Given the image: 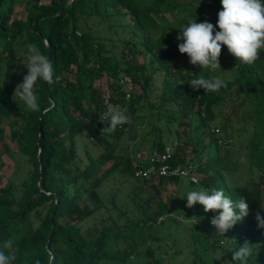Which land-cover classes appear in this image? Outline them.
Here are the masks:
<instances>
[{"label": "trees", "instance_id": "16d2710c", "mask_svg": "<svg viewBox=\"0 0 264 264\" xmlns=\"http://www.w3.org/2000/svg\"><path fill=\"white\" fill-rule=\"evenodd\" d=\"M179 1L0 0V45L14 52L36 44L54 69L52 84L39 81L36 85L39 112L27 110L21 101L12 105L20 118V123H13L18 127L19 152L31 166L19 198L7 189L0 193V243L13 241L15 264H136L137 260L138 264H235L230 250L245 240L260 245L250 264H264V229L255 219L258 211L264 217V53L252 65L240 64L225 46L228 61L222 68L233 71L227 86L218 93L192 89L187 83L191 79L215 72L188 70L178 64L176 42L160 45L145 35L149 28L159 27L156 17L165 9L179 11ZM20 4L27 9L25 19L15 17ZM186 8L183 14L197 23L207 20L216 25L221 4L220 0H191ZM127 16L132 23H120L128 36L116 54L115 45L108 48L106 37L90 27L89 20L125 21ZM108 30H114L112 25ZM157 74L164 77L158 108L170 111V120L178 123L177 133L184 137L171 163L197 166L200 178L190 183L192 189H223L233 200L243 196L249 203V215L226 233L231 240L227 248L220 244L223 238L216 229L203 224H210L216 213H205L199 204L185 215H196L198 220L179 241L177 231L186 222L172 211L179 212L186 201L175 206L159 202L157 209H140L138 215L119 209L114 200L111 207L104 202L101 189L116 172L139 184H152L158 192L167 182L180 183L179 177L136 178L134 155L146 144L142 140L137 151L122 146L134 121L147 111ZM105 76L107 97L96 86ZM109 104L126 109L131 122L113 134L101 135L105 125L99 123V113ZM5 115L10 116V110ZM236 134L246 139L241 143L247 150L246 181L236 176L242 170L231 150L230 139ZM84 139L103 147L99 159L86 152ZM166 149V141L159 137L148 153ZM110 161L112 165L103 169ZM250 188L259 198L246 194ZM102 209L106 214L96 219ZM178 242L180 247L175 249ZM186 250L190 255H185Z\"/></svg>", "mask_w": 264, "mask_h": 264}, {"label": "rangeland", "instance_id": "374dc122", "mask_svg": "<svg viewBox=\"0 0 264 264\" xmlns=\"http://www.w3.org/2000/svg\"><path fill=\"white\" fill-rule=\"evenodd\" d=\"M151 2L152 0H148ZM191 0H180L182 4L179 11L171 12L166 10L161 14L157 15L156 19L159 23V27L149 28L146 30L145 35L151 36L157 44L163 45L165 41L171 40L176 42L178 45L182 41L177 40V36L180 34V29H174L172 26L186 24L192 18L185 12L186 5ZM27 9L24 4L17 5L15 17L18 19H25L27 16ZM126 21V22H125ZM119 20L117 17H113L111 20H102L98 18H91L89 20L90 27H96L100 30V34L106 37L107 47L111 48L112 44L115 45L114 51L116 54L120 53L119 47H121V42L128 36L124 27L120 23H132V19L127 16L126 20ZM112 25L114 30L109 31L108 28ZM117 30V33L114 32ZM113 39L111 41L110 39ZM27 48H23L22 51H11V47L4 50V46L0 45V193L7 189L8 193H12L15 198H19L22 189L28 179V174L30 171V163L26 156L19 152L18 140H17V129L18 127L13 126V123H20L19 112L12 109V105L17 101L13 100V92L18 83H21L23 76L27 74V69L23 65L26 60ZM227 52L222 49V55L220 57L221 69L215 71V75L221 76L223 79L227 80L232 78V69L224 67L226 65V60L228 61ZM227 57V58H226ZM143 61V58H140ZM178 64L186 67L188 70H194L195 66L189 63V59L186 54H181L178 59ZM156 80L153 85L152 93L149 96L146 104L147 111L140 114V116L134 121L132 129L129 130L128 134L122 139V146L125 148L129 145L132 146L133 151H137L140 147V143L144 140L146 148H142L145 153L149 152V146L152 141L159 140V137L166 141L167 147L175 151V148L179 146L182 140H184L183 135L177 133L178 123L176 121L170 120L169 110H159L158 105L160 104L159 97L162 94V89L164 84V77L161 74L155 76ZM96 86H98L104 95L108 96L107 87V77H103L101 80L96 81ZM138 91H140L138 87ZM149 101V102H148ZM21 105H24L23 102ZM151 105V106H150ZM25 106V105H24ZM10 110V116L7 117L5 113ZM3 129V131H1ZM157 129V130H155ZM246 136V135H245ZM232 141L231 150L233 154V159L242 165V170L236 173V176L242 177L245 181L248 179L247 173L248 168H246L247 162V150L245 145V137H239L237 134L234 138L230 139ZM86 152L93 157L99 159L100 154L103 152V147L96 143L94 140H85L84 144ZM84 151L82 152V157L84 166L88 164V157ZM103 169H106L112 165V161L103 164ZM199 174V173H198ZM156 183V182H155ZM191 181L188 179L180 180V183H174L172 181L167 182V184L160 189L158 192L152 186V184H139L136 180H131L122 176L120 173L116 172L108 181L105 182L101 191L103 194L104 202L108 207L112 206V201L118 205L119 209L123 211H129V214L138 215L140 209L150 208L151 210L157 209L159 202H168L170 205H181L185 203L186 199H181L180 196L183 195L187 190H193L190 186ZM250 184V183H249ZM156 185V184H155ZM249 196L259 198V194L254 188H250V191L246 193ZM182 203V205H183ZM187 204V203H186ZM184 204V207H179V212L176 210L172 211V215L180 220H185V224L181 225L177 231L179 241L186 235L189 230L188 227L192 223H196L198 220L196 215L192 217H186L185 215L190 214L191 208H188ZM140 205V206H138ZM107 210L102 209L98 214V219L102 214H106ZM117 216V215H115ZM96 219L91 220V224ZM209 230L212 228L211 223H203ZM209 226V227H208ZM173 230V229H172ZM174 232V231H173ZM175 233V232H174ZM176 234H173L174 237ZM170 242V240H167ZM180 242L174 246L175 249L180 247ZM185 255H190L189 251H185ZM136 264L139 263L137 260ZM211 264H214L210 262Z\"/></svg>", "mask_w": 264, "mask_h": 264}, {"label": "clouds", "instance_id": "9594fccd", "mask_svg": "<svg viewBox=\"0 0 264 264\" xmlns=\"http://www.w3.org/2000/svg\"><path fill=\"white\" fill-rule=\"evenodd\" d=\"M221 10L217 14L216 25L205 20L197 23L196 19L182 25L177 36L178 50L186 54L189 63L201 70L215 72L221 69L220 57L226 46L228 53L240 64L252 65L264 53V0H220ZM219 29V30H217ZM23 65L27 74L23 76L13 92V100L17 99L32 112H39L40 102L36 92L39 81L52 84L54 69L50 58L44 55L36 44L27 45L26 60ZM192 89H203L204 93H218L227 82L221 76H197L187 82ZM131 117L126 109L109 104L105 111L99 113V123L105 125L100 134H113L118 127L130 123ZM181 199H186V206L193 208L197 204L205 213L213 212L210 223L216 229V235L222 237L220 244L227 248L231 241L226 233L250 213V206L243 196L233 200L223 189L204 188L187 190ZM264 209V207H261ZM257 226L264 229V217L258 211L255 214ZM260 245L245 240L238 249H232V261L235 264H250L253 255L257 256ZM224 253L218 257H221ZM16 251L11 239L0 243V264H15ZM39 264V261H37ZM224 264H229L225 261Z\"/></svg>", "mask_w": 264, "mask_h": 264}, {"label": "built area", "instance_id": "2783aa9c", "mask_svg": "<svg viewBox=\"0 0 264 264\" xmlns=\"http://www.w3.org/2000/svg\"><path fill=\"white\" fill-rule=\"evenodd\" d=\"M174 152L175 151L169 147H167L164 152H153L150 154L137 151L134 155L135 177L142 179L179 177L182 179H188L194 183L199 182V172L194 163H171Z\"/></svg>", "mask_w": 264, "mask_h": 264}, {"label": "water", "instance_id": "95a60500", "mask_svg": "<svg viewBox=\"0 0 264 264\" xmlns=\"http://www.w3.org/2000/svg\"><path fill=\"white\" fill-rule=\"evenodd\" d=\"M69 2L71 3V2H72V0H69Z\"/></svg>", "mask_w": 264, "mask_h": 264}]
</instances>
